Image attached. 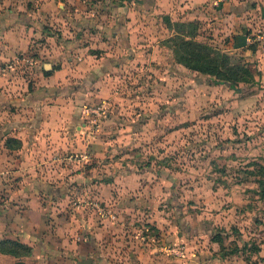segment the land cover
I'll return each instance as SVG.
<instances>
[{
	"label": "rangeland",
	"instance_id": "rangeland-1",
	"mask_svg": "<svg viewBox=\"0 0 264 264\" xmlns=\"http://www.w3.org/2000/svg\"><path fill=\"white\" fill-rule=\"evenodd\" d=\"M172 4L154 0L85 1L87 9H94L91 18L103 28L110 24L109 7L113 5L148 8L147 11H151L148 22L151 21L152 26L158 25V28L156 26L155 31L146 32V40L140 46L145 53L143 59L133 60L125 68L122 66L121 72L113 78L115 92L111 94L114 97L104 99L106 102L111 100V105L103 100L95 101V96L86 100L89 113L95 116L91 118L88 115L84 120L88 121L89 132L73 130L80 145L88 146L84 149L76 146L79 150L59 153L55 164L69 169L72 165L73 169L87 172L83 173L85 178L78 180L80 184L68 180L66 206L58 204L59 199L54 196L63 193V189L49 190L48 187H55L57 183H49L45 179L43 183L48 186V194L43 192L46 196L44 205L47 214L52 216V222L46 231L48 235H43V238L55 245L61 244L62 238H76L73 227L61 222L81 209L88 214V209L93 207L100 216L104 215L102 210L116 215L109 199H161L159 209L162 212L175 213L178 227L182 230L197 224L210 237L218 255L232 258L233 264H264V186L260 183H264V69L259 67L260 57L226 50L217 40L218 32L200 22L194 39L228 56L230 65L236 63L235 66H241L244 80H236L234 77L238 75L229 72L232 82L237 85L233 89L228 82L220 81L221 76L193 69L202 62H197L189 52L176 51L174 41L182 31L173 23L188 20H182L180 16L177 19L164 12ZM2 5L0 3V9L4 8ZM4 11L0 10V14H10ZM79 18L89 23L90 17L84 13ZM61 24V21H56L45 26L50 28L46 33L55 38H65L71 31L73 37L84 41L88 37H106V30L102 33L104 29L94 28V32L87 27V31L82 33L81 28H70L67 32ZM40 37L32 38L35 40L31 43L36 60L34 65L24 61L15 65L18 63L15 56L0 60V75L3 77H0V89H7L6 78L15 76H9L11 72L16 74L17 71L16 75H22L13 81L20 86L15 80L26 84L25 81L31 77L25 79V74L41 72L44 61L48 64L47 69L55 65L54 60L42 58L44 55L38 49L49 43L47 38ZM245 46L256 48L258 45L246 42ZM10 62H14L12 70L6 69ZM213 62L223 66L219 60ZM224 69L220 68L222 73ZM97 106H101L99 115L91 111ZM109 118L112 122L106 130L103 123ZM104 131L107 136L100 137V149L107 150L95 155L91 141L97 136L94 137L93 133L98 135ZM48 159L50 161L40 164V167L51 165L54 158ZM129 171L145 175L137 179L125 177L127 173L130 175ZM9 174L0 175V181H9ZM66 178L69 179L68 175L63 174L59 179ZM142 181L149 185H141ZM4 192L2 189V197H5ZM171 207L172 211L169 210ZM75 225L74 228L77 227ZM83 237L78 238L82 240ZM159 243L164 242L159 240ZM207 243H211L209 238Z\"/></svg>",
	"mask_w": 264,
	"mask_h": 264
},
{
	"label": "crops",
	"instance_id": "crops-1",
	"mask_svg": "<svg viewBox=\"0 0 264 264\" xmlns=\"http://www.w3.org/2000/svg\"><path fill=\"white\" fill-rule=\"evenodd\" d=\"M85 1L44 0L33 6L31 0H0L6 7L5 11L10 12L0 14V60L15 56L18 60L15 65L22 64V61L35 64L31 43L35 41L32 40L34 36L40 35L39 39L47 38L49 43L39 47V52L44 55L41 57L55 61L54 66L49 64V69L44 61L41 72L25 74V79L31 77L25 81L26 84L15 80L20 86L13 81L22 75H16L17 71L16 74L9 73V76H15L6 78L5 91L0 89V175L10 173L7 177L9 181H0V239L16 240L31 248L29 255L20 258L0 252V264L18 261L23 264H233L232 258L217 254L214 243L197 224L185 230L179 228L175 213H164L159 209L161 199L157 200V205L156 199H109L116 213L114 220L98 215L93 207L88 209V214L81 209L61 222L73 227L77 240L62 238L61 244L55 245L43 238V235H48L46 231L52 222V216L45 210L46 196L43 192L47 193L48 186L43 182L48 179L49 183H57L55 187H48L49 190L63 189V193L54 196L59 199L58 204L66 206L68 180L77 182L85 178L83 173L87 172L73 169L72 165L69 169L55 164L59 153L79 150L76 146L82 149L88 146L84 143L80 145L73 130L88 131V121L84 120L88 115L95 117L89 113L86 100L95 96V101L103 100L111 105V100L106 102L104 99L114 97L111 94L115 92L113 78L121 72L122 66L125 68L133 60L143 59L145 53L140 46L146 40V32L155 31L156 26L158 28V25L152 26V22H148L151 19L148 8L123 5L109 7L110 24L103 28L91 18L94 9H87ZM154 1L173 3L164 12L177 19L180 16L182 20L196 19L206 23L210 30L218 32L217 40L223 48L260 57L259 67L264 69L261 47L258 45L252 50L245 46L247 35L264 28V0ZM34 7L35 10H32ZM4 8L0 10L4 11ZM83 13L90 17L89 23L79 18ZM56 21H61L62 28L67 32L70 28H81L84 33L89 27L94 32L95 29H104L102 33L106 30V37H88V40L81 41L70 31L65 38H55L46 33L50 28L45 26ZM102 46L106 47L103 49ZM20 54L22 56L18 57ZM99 109L101 106L91 111L99 115ZM110 122L112 118L103 123L106 130ZM93 135L97 136L91 141L95 155L103 154L107 149H100V137L107 136V132ZM7 138L19 141V146H5ZM46 158H54L52 164L40 167V164L50 161ZM129 173L125 177L134 176L133 179H137L145 175L134 171ZM63 174L69 179L60 180ZM141 185L147 187L149 184L142 181ZM2 189L6 191L5 197H2ZM105 204L108 205V202ZM169 210L172 211V207ZM75 224L77 227L74 228ZM80 236H84L82 240L78 238ZM152 238L167 245L184 243L186 259L165 253ZM208 238L210 244L207 243Z\"/></svg>",
	"mask_w": 264,
	"mask_h": 264
},
{
	"label": "trees",
	"instance_id": "trees-1",
	"mask_svg": "<svg viewBox=\"0 0 264 264\" xmlns=\"http://www.w3.org/2000/svg\"><path fill=\"white\" fill-rule=\"evenodd\" d=\"M173 24L177 29L182 31V34L178 35L179 37H177L174 41L176 51L178 53L180 51L186 53L189 52L192 57L196 58L197 62L198 61L202 62V64L199 67L194 66L193 69L199 70L204 74L209 73L211 76L214 75L221 76L220 81L228 82L229 86L233 89H235L237 85L232 82L233 80L232 78L229 77L228 74L229 72L238 75L234 77L236 80H240V81L244 80L241 75L243 71L241 66L239 65H238L239 67L235 66L236 63L230 65L228 56H226L223 53H219L211 49V47H209L208 45L200 43L194 39L196 31L200 27V21L196 19H192L183 22H175ZM186 28H189L190 30L186 31ZM215 60H219L220 64L223 66L220 67L219 64L213 62ZM220 68L221 69L223 68L226 73L225 72L222 73ZM5 146L9 148L17 147L19 146V141L15 139L7 138L5 141ZM260 183L261 186H264L263 181H261ZM0 252L20 258L29 255L31 253V248L16 240L0 239ZM14 264H23V263L18 261Z\"/></svg>",
	"mask_w": 264,
	"mask_h": 264
},
{
	"label": "built area",
	"instance_id": "built-area-1",
	"mask_svg": "<svg viewBox=\"0 0 264 264\" xmlns=\"http://www.w3.org/2000/svg\"><path fill=\"white\" fill-rule=\"evenodd\" d=\"M31 1L35 6H37L43 0H31ZM246 39L248 44L256 43L264 51V28H259L254 33L247 35ZM12 68H14V63L13 62L8 63L6 69L11 70ZM102 212H104L103 214L108 216L109 218L115 219L114 214H110V212L108 213V211H104V210H102ZM152 241L158 243L162 251L175 258L181 259L184 258L185 256V248L182 244H178V245H167L165 243L160 244L156 238H152Z\"/></svg>",
	"mask_w": 264,
	"mask_h": 264
}]
</instances>
